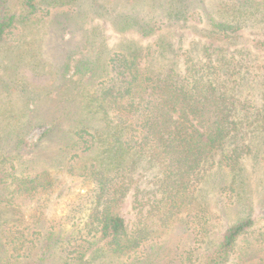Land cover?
<instances>
[{"label":"trees","instance_id":"obj_1","mask_svg":"<svg viewBox=\"0 0 264 264\" xmlns=\"http://www.w3.org/2000/svg\"><path fill=\"white\" fill-rule=\"evenodd\" d=\"M76 1L23 0L22 23L54 9L62 30ZM179 1L163 10L190 31L160 32L157 14L125 16L121 30L156 39L107 56L101 46L50 72L22 58V138L12 148L22 157L0 153V211L35 212L53 193L65 197L62 216L24 221L45 228L39 247L58 248L62 264H264V224L255 228L248 191L253 172L264 191V0H220L210 12ZM14 24V15L0 19V42ZM34 126L44 130L29 142ZM125 201L137 209L132 218L120 212ZM228 209L237 218L206 255Z\"/></svg>","mask_w":264,"mask_h":264},{"label":"rangeland","instance_id":"obj_2","mask_svg":"<svg viewBox=\"0 0 264 264\" xmlns=\"http://www.w3.org/2000/svg\"><path fill=\"white\" fill-rule=\"evenodd\" d=\"M165 1L77 0L66 13H63L65 28L61 30L57 29L58 22L54 16V9H51L49 15L38 23L23 24L21 20L23 0H0V19L6 15L15 16L12 32L0 42V138L3 140L0 153L8 157H17V155L22 157V148L12 149L13 140L22 138L20 133L24 105L22 77L25 76V72L27 73L22 58L27 61L25 67L32 63L36 71L42 72L44 68L50 72L49 65L55 67V63L61 64L69 56L72 58L82 57L83 54L93 56V52L99 51L101 46L105 47L102 55L107 56L112 51L118 50L123 43L137 41L145 46L156 39V35L143 36L134 28L121 30L118 21H122L125 16H141L143 22H151L157 14L162 23L166 22L165 25L162 24L160 32H166V27L178 33L190 31L184 28L187 25L184 20L174 21L166 17V12L163 10ZM217 1L220 0H181L178 4L184 8L187 3L188 12L192 10L210 12ZM93 39L95 41L91 45L89 41ZM29 49L30 53H28ZM37 56L42 57L45 62L35 65ZM73 74L74 70L70 67L67 77ZM43 130L44 126H34L27 133V140L35 141ZM2 167L10 169L7 164ZM248 169L252 170L249 166ZM252 175L248 191L252 204L254 208L256 207L253 215L258 217L255 225L258 229L264 224V205L258 207L261 202L259 196L264 191L256 186V173L253 172ZM31 207V204H23L20 209L0 211V264H62L60 255H57L58 248L49 251L44 244L39 247L38 239L45 233V228L35 222H31L30 226L25 228L24 221L29 220L30 214L34 212ZM66 210L65 197H58L53 193L46 206L35 211L34 214L40 216L39 218L52 219L62 216ZM228 210L213 223L214 233L208 238L206 255L215 248L224 228L237 218L233 209ZM136 211L137 209L128 201L121 203L120 212L127 219L134 217ZM256 261L257 259H253L246 264H257ZM90 264L102 263H98L96 259Z\"/></svg>","mask_w":264,"mask_h":264}]
</instances>
